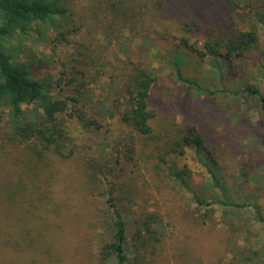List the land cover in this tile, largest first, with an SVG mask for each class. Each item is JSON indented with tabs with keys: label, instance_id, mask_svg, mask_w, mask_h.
<instances>
[{
	"label": "rangeland",
	"instance_id": "374dc122",
	"mask_svg": "<svg viewBox=\"0 0 264 264\" xmlns=\"http://www.w3.org/2000/svg\"><path fill=\"white\" fill-rule=\"evenodd\" d=\"M225 3L56 0L59 12L7 38L14 60L25 63L31 76L49 87L53 98L65 100L73 94L72 86L58 83L65 65L87 71L89 93L82 106L96 120L95 126L82 127L79 119L70 115L75 109L71 103L66 113L57 115L74 139L79 162L93 157L113 165L123 151L125 155L126 145L136 141L138 176L129 179L124 172V182L114 190L127 222L126 264L134 261V221L147 211L159 213L162 236L158 251L138 264H264V221L258 219L255 208L258 206L264 217V112L257 97L243 90L246 82L263 89L260 63L264 38L256 56L250 57L245 78L229 69L219 73L211 55L202 56L182 42L188 38L203 47L206 39L226 33L232 24L245 28L244 11L231 10ZM137 65L156 75L149 97L155 111L153 132L147 137L137 135L122 120L127 107L124 83ZM179 69L195 83L180 80ZM6 113L0 103V264H9L10 255V260L17 259V252L27 250L26 264H98L94 256L106 238L104 222L110 214L106 197L98 194L99 189L96 194H84L75 178L63 184L66 174L77 173L78 164L54 160L33 171L35 166L25 148L6 144L1 137ZM190 128L202 133L207 149L198 154L188 145L183 155L164 151L165 144ZM159 156L165 171L169 165L187 164L192 187L208 199L222 198L211 184L214 170L230 199L244 205L215 204L214 213L206 210L190 191L167 177V172L149 170ZM45 175H55L59 181L49 187L48 180H42ZM61 184L70 193L62 191ZM15 188L27 191V202L35 211L30 213V222L23 219L24 211L17 209L21 207L8 201V192ZM71 193L80 199L75 206L79 211L82 208L90 223L47 212L46 208L63 205V198ZM157 225L153 223V227ZM83 233L85 247L79 249L77 237Z\"/></svg>",
	"mask_w": 264,
	"mask_h": 264
},
{
	"label": "trees",
	"instance_id": "16d2710c",
	"mask_svg": "<svg viewBox=\"0 0 264 264\" xmlns=\"http://www.w3.org/2000/svg\"><path fill=\"white\" fill-rule=\"evenodd\" d=\"M55 4L56 0H0V103L7 110L4 120L5 129L1 137L6 144L25 148V151L30 154V161L35 166L31 169L35 172H37V167L40 165L49 166L54 160L78 164L77 173L75 172L76 174H72V176L66 174L65 179L62 178L63 184L69 180L72 182L75 178L82 184L81 188L84 194H96L99 189L98 194L106 197L109 206V221L104 222L107 229L106 238H104L99 251L95 254V260L98 264H126L128 262L126 250L128 241L127 222L124 219L122 210L117 206V196L114 194V190L117 188L118 183L124 182V172L129 176V179H132V176L134 179L138 176L136 141L126 145L125 155L123 151L119 161L117 160L113 165L101 163L88 156H86L88 157L86 160L79 162L74 148V139L67 130L63 118L60 119L57 115L60 112L66 113L69 103H71L75 106V109L70 115L72 117L76 116L82 127L90 129L93 125L95 126L96 120L88 116L85 111L86 106H82L87 104L85 97L89 93L87 71L78 68L76 65H65L58 83L64 82L66 85L72 86L74 91L65 100L56 99L53 98L49 87L45 83L31 76L25 63L14 60L7 46V38L11 37L14 32H26L32 23L46 22L59 12L60 10L56 8ZM225 4L231 10L244 11L247 24L245 28L232 24L228 27L226 33L206 39L203 47L190 43L188 38H182V42L187 48L202 56L211 55L219 73H222L224 69H229L235 73H242L241 77L245 78L250 72V57L253 54H255V57L258 48L262 47L260 45L264 38V0H226ZM260 67L264 84L263 49L261 50ZM177 74L180 80L189 84L195 83V80L193 81L184 76L180 69ZM155 81L156 75L154 72L145 66L137 65L134 71L128 73L124 83L127 107L122 113V120L131 125L136 134L141 137L150 136L153 132L151 122L155 117V111L149 105V97ZM243 90L245 93L257 97L264 112V85L261 89L257 84L246 82ZM177 137L171 144L164 145L165 148L167 147L164 151L183 155L186 153L187 146L192 145L196 153L200 154L208 148L205 137L195 128L187 129ZM163 163V157H160L149 170L153 171L154 169L155 172H161L163 175L167 172V177L169 176L173 182L190 191L194 200L206 210L214 213L215 204L226 207L244 205L230 199L226 188L222 186L214 170H211V184L219 189L222 196L220 199H208L199 195V189L192 187V171L187 164H183L181 167L169 165L165 171ZM116 177L119 178L118 182L114 181ZM22 180L23 177H20L19 183ZM42 180H48L49 187L59 181L55 175H45ZM159 180L164 181V178ZM9 182L19 186L14 180ZM126 188L130 189L128 186ZM19 189L10 190L7 198L9 202L13 203L12 205L22 208L17 209L24 211L26 215L23 216V219L26 217V220L30 222L33 218L30 213L35 211L27 202L28 196H25L27 191L23 192ZM61 189L66 191L63 186ZM51 191L49 189L47 193L51 195L53 193ZM127 191L130 193L129 190ZM65 193L70 192L66 191ZM70 195L71 197L67 195L63 198V205H57L52 210L46 208L47 212L51 211L52 214L61 217L71 215L75 220L78 218L83 223H90L82 208L79 211L75 206L80 199L72 193ZM255 208L258 219L264 221L259 207L255 206ZM101 215L104 220H107L102 214V210ZM98 218L97 216L96 219ZM157 222L160 224L157 225L158 228L153 227V223ZM161 222L162 219L159 213L150 211L135 219L133 264H138L142 258L153 255L158 251L157 244L162 236L159 229ZM77 242L80 243V245L78 243L79 249L81 245L85 247L84 233L77 237ZM27 253L28 250L22 253L17 252L19 258L10 260V255L7 261L9 264H26L28 258L25 255ZM91 262L93 260H90Z\"/></svg>",
	"mask_w": 264,
	"mask_h": 264
}]
</instances>
